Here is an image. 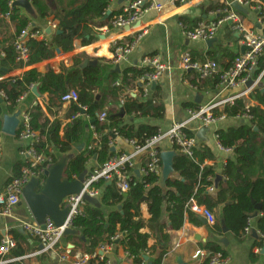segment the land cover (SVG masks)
Masks as SVG:
<instances>
[{"label": "trees", "instance_id": "obj_1", "mask_svg": "<svg viewBox=\"0 0 264 264\" xmlns=\"http://www.w3.org/2000/svg\"><path fill=\"white\" fill-rule=\"evenodd\" d=\"M112 0H30L35 14L42 19H52L57 24L56 33L51 40L39 41L27 39L29 58L26 63L18 61V52L12 39H16L27 28L37 31L32 27L30 18L19 7L11 4L12 0H0V15L9 16L10 23L15 27V34L10 41H0V78L15 70L31 68L21 76L7 78L0 82V91H3L6 99L0 103V136L3 123V104L7 106L10 114L16 112L21 98L32 86L37 87L39 95L49 96L47 112L51 116L57 115L61 110L62 97L70 90L79 91L77 102H71L67 119L70 120L63 128L60 119L53 121L47 117L40 105L30 109V126L33 131L39 132L44 139L38 149L53 158V163L63 156L74 154L65 170V176L69 180H75L84 171H87L88 163L94 160L95 165H103L117 153L113 151L116 138L135 141L138 145L158 134V127L149 124H137L142 118L163 119L165 107L161 103L160 89L155 87L153 100L143 99L142 89L137 80L149 70L147 68L132 67L123 71L122 76L111 73L104 80L109 60H99L97 66L71 69L67 74L57 72L52 66H47L44 80L39 83L41 73L37 68H32L56 57V50L64 54L74 50V40L83 25L101 28H112V21L117 13L106 17ZM132 2L138 0H131ZM264 5V0H260ZM11 4V5H10ZM220 4H213L208 9L214 10ZM181 23L188 25L187 19L181 17ZM7 23L0 21L1 28ZM9 25V24H8ZM59 32V33H58ZM90 40H83V45L88 46L96 41L95 35L90 31ZM234 34L227 31V41L233 40ZM131 39H128L129 42ZM120 44V42H118ZM238 53L230 50L223 52V57L217 52L209 51L207 58L220 62L222 69L228 68ZM102 56V55H100ZM108 57H111V55ZM84 57L83 61L88 60ZM90 60V59H89ZM77 57L73 63H78ZM264 70V56L260 59L257 73ZM190 82L196 85L200 92L205 89H213L218 84L216 80H199L196 75H187ZM120 81V85L116 83ZM139 89L137 98L127 94L123 109L129 120L119 116V101L123 93ZM97 97L99 99L97 100ZM257 105L249 106L241 98L224 105L222 111H215L216 117L224 115L227 119L249 116L245 123H238L220 129L216 132L218 143L224 148H232L234 159H229L227 166L222 171L224 181L218 184L216 199L207 193V188L214 186L216 171L213 168L203 167L205 161L214 160L212 150L200 143V148L195 151L191 159L181 154L176 149L174 158V171L176 176L166 182L167 191L160 186V178L155 176L143 177L141 180L133 178L130 190L126 194H120L115 181L111 184L100 181L95 188L100 190L99 206L86 201L84 213L73 221V229L79 232V244L76 251L85 254L95 253L103 245H125L126 254L134 259L136 264H144V254L149 251L148 241L150 235L143 233L145 228L142 222V204H146L150 215V222L161 220L164 204L167 205L170 230H180L184 224V215L194 216L187 208L189 201L194 198L206 205L210 210L223 205L222 225L234 235L242 236L249 227L251 216L256 213L255 205L260 204V217L256 227L260 233L254 242V248H264V92L260 89L250 97ZM80 106L86 108V114L76 117L80 112ZM112 106V109L109 108ZM192 107V105H191ZM194 107V106H193ZM106 112L107 121L100 122L98 115ZM90 122H92L90 124ZM63 128V136L60 132ZM19 130L17 131V136ZM97 134L99 140L95 138ZM112 143V145H110ZM83 146L78 152L77 147ZM52 150V154H51ZM261 155V159L258 157ZM96 157V159H95ZM24 164H18L15 168L16 177L21 174ZM43 181V182H42ZM45 176H41L42 185ZM42 186L38 188L41 191ZM146 199V200H144ZM106 209H108L106 211ZM109 209L111 211H109ZM165 228L166 225H162ZM219 227V228H218ZM218 231L221 225H216ZM16 247L5 257L8 259L21 258L28 253L30 247L27 238L18 231L14 232ZM119 236L117 240L113 238ZM205 264H209L214 258L220 256L222 261L227 260V253L214 243H208ZM73 254L74 251L71 250ZM256 255L251 253V260L255 261ZM8 264H22V261H13ZM102 264V263H101ZM160 264V260L158 261Z\"/></svg>", "mask_w": 264, "mask_h": 264}, {"label": "crops", "instance_id": "obj_2", "mask_svg": "<svg viewBox=\"0 0 264 264\" xmlns=\"http://www.w3.org/2000/svg\"><path fill=\"white\" fill-rule=\"evenodd\" d=\"M15 1L16 0H12L11 3H14ZM151 1L165 4V7L170 8V5L168 4L171 0ZM225 1L231 0H193L187 4L181 5L177 8L175 7L174 9H169L163 13H157L155 11L146 12L141 18L140 22L136 24L137 26L142 28L144 27L146 29L144 36L138 42L135 50L129 56L119 61V63H115L112 60L113 52L119 44L118 42H128L127 40L132 38L130 37V32L125 29L117 30L107 26L97 28L89 25H83L80 27L79 34L74 40V50L72 52L64 54L61 51L60 55L56 53L55 58L32 68H37L41 73L39 81V83H41L44 80V73L46 72L47 66H52L57 72L62 71L67 74L71 69L77 66L80 67L85 61H83L84 57H88L89 59L97 58L98 61L100 59L109 60L110 64L108 65L104 76V80L107 82V78L112 72L117 73L115 72L116 66L120 67V73L117 74L122 76L123 71L128 68H141V63L145 57L160 56L163 63L171 67L170 71H167L162 75L156 86L160 89L161 103L165 107L164 118H142L136 122L137 124L143 123L156 126L159 130H162V132L168 131L174 123H184L188 120V109L196 110L203 106L225 100L228 97L238 95L246 90L245 87H239L233 90L222 91L221 87L216 85L213 87V89H205L203 92H200L197 86L193 85L187 77V75L192 73L185 74L178 69L180 56L185 51H189L192 55V58L200 62H206L209 60L214 61L213 59L206 57L209 51L217 52V55L220 57H223V52H225V50H230L238 54L245 51V46L240 43L239 36L233 32V27H231L229 24L220 27L215 38L216 41L210 47L207 43H203L202 41H190L186 39L182 33V29L180 27V24H183L180 21L181 17L187 19L188 25H183H185V27L187 26L189 29L196 28L200 23L210 24L217 20V16H214L213 12L216 9L222 7ZM252 1L255 2L258 0ZM131 2V0H124L123 2H120V0H112L109 6V11L112 13H118L124 6ZM213 4H220V6L207 12V9ZM20 9L30 18L32 27H36L37 31L43 35V38H39L38 40H51L53 35L56 33V30L50 26L51 22H53L52 19H42L36 14L29 15L23 8ZM244 14V22L248 29L254 31L257 34L263 35L264 27H260L258 25L256 14L251 10H247V13ZM0 21L7 23L1 28L2 31L0 33V41L5 43L6 41H10L11 37L15 34V27L10 23V19L7 16L0 15ZM228 30H231L234 34L233 40L231 41H227L226 39ZM48 31L51 32L48 33ZM90 31H92L93 35H95L96 41L88 46H84L83 40H90ZM14 41L15 40L12 39L11 43L14 44ZM108 55H111V57H108ZM75 57L78 58V63H73V59ZM217 63L219 64L220 62ZM29 69L31 68L15 70L14 72L0 78V82L10 77L21 76ZM42 69H45V71L43 72ZM138 86L141 88L139 83ZM259 89L264 92V84H261ZM136 90L137 91L134 94L130 93L132 90L129 91L130 95L134 98H137V96L140 94V90ZM252 95L253 94H249L243 97V99L246 101V104L249 106L257 105V103L250 98ZM196 99L200 100V102L197 103ZM70 104L71 103H63L62 108L57 112V115L51 116L47 112V107L49 106V96L46 94L44 96L40 95L38 97L31 90L21 98L18 109L15 113L10 114L7 106L3 104V120L5 115L13 116L17 113H20L19 119L21 120L23 115H25L30 109L36 105H40L50 121L58 118L62 121L64 128L65 125L70 121L66 118L67 114L69 113L71 106ZM118 105L120 114L121 110L123 109L120 101ZM223 107L224 105L220 106L218 111H222ZM109 108L112 109V106H109ZM122 118H124L126 122L129 120L126 114ZM247 119L248 118L244 117L227 119L225 117L223 120L216 121L210 127H207L209 128V132L206 133L204 141L197 137L198 132L202 128L201 123L198 121H193L189 125L190 132L198 139L199 142L195 151L200 148V143H203L209 147L214 154V160H207L202 166V168H213L216 171L217 176L213 180L214 186H211L214 187V190L209 191L210 187L207 188V193L210 194L214 199L217 197L218 184L221 181H224V177L221 173L227 166L228 160L234 159L235 157L233 152H227L220 147L216 132L220 129L237 125L240 122L245 123ZM63 128L60 132L61 136H63ZM22 147V142L19 140L17 135L11 136L4 134L1 130L0 195H3L6 192L8 184L13 178L16 177L14 176L16 166L21 163L24 164V158L21 154ZM157 148L161 150L162 153L172 151L166 141H162L157 146ZM113 149L114 152L117 153L116 155L128 153L133 150L132 146L126 140L120 138H116ZM258 157L261 159V155H258ZM144 160L145 157L140 156L135 162L136 169H134L133 174L138 180H141L142 178L140 170L144 165ZM94 166V160L88 163V173L91 172ZM23 168L24 166L22 169ZM137 171L139 172L138 174L136 173ZM217 177H220L218 183H216ZM160 186L164 191H167L166 184H163V176L160 177ZM194 200H196L200 206L207 208L206 205L197 199ZM21 202L22 204H19L14 209L12 217L7 218L0 215V241L6 236L14 237L13 234L15 231H18L20 234L24 235L25 238H27V242L30 244V247L23 245L28 249V253L24 256L25 258L22 260V264H73L74 256L85 254L81 250L76 251V245L79 244V235L63 237L56 249L43 250V247H41L38 241L29 237L23 230L21 222L34 221V219L28 206L23 201ZM190 205L191 200L187 204V208L193 213L194 216L190 217L185 214L182 228L180 230L174 231L169 229L171 223L169 221V214L167 212L166 204H164L163 207L161 220L158 222H150L148 207L146 204H142L141 211L144 220L143 223L145 225V228L142 230V232L150 235V239L148 241L149 251L144 254V264H158L159 260L160 264H205L207 253L204 248L208 243L219 245V247H221L227 253L228 257L224 264H264V255L262 254L263 249L254 248V242L260 235L256 227L258 218L260 217L259 212L256 218H253L254 215L250 218V232L245 231L242 236L238 237L230 232L221 223L223 219V205L218 206L213 210L209 209L215 216V223L213 225H211L207 220V222L201 221V218H206L203 215L193 212L190 209ZM107 210L108 209H106V211ZM109 211L111 210L109 209ZM163 224L166 225L165 228L161 227ZM216 225H221V232L218 231L219 227L216 228ZM253 230L257 231V238L253 237ZM66 249H69L70 251L73 250L74 253L71 254V257L66 261H60L59 258L65 253ZM125 249V245H113V247L108 249V260H110L112 264H136L134 259L128 257ZM202 252L205 253V256H201ZM252 252L257 257L255 261L251 260Z\"/></svg>", "mask_w": 264, "mask_h": 264}, {"label": "built area", "instance_id": "obj_3", "mask_svg": "<svg viewBox=\"0 0 264 264\" xmlns=\"http://www.w3.org/2000/svg\"><path fill=\"white\" fill-rule=\"evenodd\" d=\"M191 1L193 0H171L168 5L177 8ZM234 3H237L248 11H253L257 16L258 25L264 27V5L260 0L255 2L252 0L225 1L222 7L213 12V15L217 16L216 21L210 24L200 23L196 28L191 29L187 28V26L185 27L183 24H180V27L186 39L207 43L216 38L221 26L229 24L233 27V32L239 36L240 43L245 46V51L239 53L233 61H227L229 66L226 69H221L216 61H196L192 58L189 51H185L180 56L178 69L182 73H192L196 75L199 80L218 79L217 85L221 87L222 91L233 90L239 87H245L246 90L238 95L228 97L225 100L203 106L196 110L188 109L187 114L189 117L186 122L174 123L171 128L165 132L159 130L158 134L148 139L144 145H138L135 141L126 140L133 148L131 152L115 155L103 165H95L82 183L83 188L81 193L64 199L63 206L69 209V214L62 226L57 227L51 219L45 221V228L35 221L21 222L26 234L36 239L43 247V250L56 249L61 239L64 237L65 230L73 229L74 219L84 213V206L86 205L84 196L96 199L100 198V190L95 188V184L100 181L107 183L115 181L119 193L126 194L130 190V185L134 178L133 173L134 169H136V159L140 156L145 157L144 165L140 170L142 178L147 176L160 178L163 170L161 158L162 151L159 150L157 146L162 141H166L172 151L176 152L177 149L181 154L193 159L195 149L198 147L199 142L190 132V123L198 121L201 123L202 127H210L216 121L225 119V116L219 115L216 117L215 115V111L218 110L220 106L241 99L249 94H254L255 90L259 89L261 84H264V70L261 73H257L260 59L264 56V33L262 35L249 30L244 22L245 14L234 8ZM165 6V4H160L151 0H138L127 4L116 14L112 21V28L123 30L125 27H130L128 32H130V37L132 38L129 42H122L117 45L112 56V60L115 63H119V61L129 56L135 50L140 39L144 36L146 29L136 25L140 22L143 15L149 11L160 13ZM7 17L9 16L7 15ZM50 26L54 30L57 28L55 22H51ZM39 38H43V35L39 31H32L31 28H27L15 39L14 47L18 52V61L24 63L28 61L29 48L26 42L27 39ZM141 68H147L149 70L137 80L143 91V99L153 100V85L157 84L162 75L171 70V67L163 63L160 56H149L143 59ZM249 83H251L250 87H248ZM119 85L120 83L117 82L116 86ZM34 87L35 86H32L30 90H33ZM136 91L137 90L134 89L130 93L134 94ZM127 94H129V91L125 92L120 100L122 107L124 106L125 96H127ZM0 98L3 100L6 99L3 91H0ZM78 99L79 91L75 89L67 92V94L62 97V102L65 104L77 102ZM82 110L86 113V108L80 106V112L76 117L83 115L81 113ZM243 117L249 118L247 115ZM98 120L100 122H106V112L99 114ZM18 130V137L23 145L21 154L24 158V168L18 177L10 181L6 192L0 195V215L7 218L12 217L14 209L21 203L25 186L34 178L41 180V176L44 175L45 170L48 166L53 164V158L51 156L39 152L38 149L44 139L40 136L39 132L31 129L30 116L27 113L21 118ZM94 136L99 140L97 134H94ZM110 145H112V143H110ZM220 147L227 152H233L232 148L227 149L221 145ZM52 153L51 150V154ZM213 190L214 187L209 188V191ZM190 209L195 213L203 215L211 225L215 223V216L211 211L200 206L196 200L191 199ZM246 232H250L249 227L246 228ZM118 238L119 236L112 240H117ZM15 247L16 240L13 236H6L0 241V264L22 261L25 258L23 256L18 259H5ZM111 247H113L112 244L103 245L93 254L74 256L73 264H112L107 258L108 249ZM71 254V251L66 249L65 253L60 256V261H66L71 257ZM201 256H205V253L202 252ZM224 263L225 261H222L220 256H217L209 264Z\"/></svg>", "mask_w": 264, "mask_h": 264}, {"label": "water", "instance_id": "obj_4", "mask_svg": "<svg viewBox=\"0 0 264 264\" xmlns=\"http://www.w3.org/2000/svg\"><path fill=\"white\" fill-rule=\"evenodd\" d=\"M124 0H120L123 2ZM13 6L23 8L29 15H35V12L32 8V4L29 0H16L12 3ZM233 7L243 13H247V10L237 3L233 4ZM175 6H170V8L164 7L161 13L168 11L169 9H174ZM112 14L111 11L108 10L106 13V17H109ZM130 27H125V30H129ZM51 31H48L50 33ZM59 33V32H58ZM216 41L213 39L208 41V46H212V44ZM56 53L60 55L61 51L59 49L56 50ZM98 59H90L84 61V63L80 66L81 68H86L88 66H97ZM44 72L45 69H42ZM115 72L120 73V67L116 66ZM157 84L153 85L155 88ZM251 86V83L248 84V87ZM38 97L40 96L38 93L37 87H34L32 90ZM199 98V97H198ZM99 97H97V100ZM196 102L199 103L200 100L196 99ZM0 103H4V100L0 98ZM83 115H85V111H81ZM121 117H124L125 112L122 109L120 114ZM20 113H17L13 116H4L3 120V127L2 133L8 134L11 136H16L18 127L20 124L19 119ZM92 122H90L91 124ZM209 132V128L202 127L197 134V137L204 141L206 133ZM113 138L116 139V136L113 135ZM83 146L77 147L76 150L78 152L82 151ZM114 151V149H113ZM162 163H163V184L167 182L168 179L171 177L176 176V172L174 171V158L176 156V152L168 151L164 152L161 155ZM74 157L73 154L67 155L59 159L58 162L53 163L52 165L48 166V168L44 172L45 181L42 185L40 179H32L24 188L23 190V202L28 206L30 213L34 219V221L45 228L44 223L47 219H51L57 227H60L64 224L65 219L68 217L69 209L63 206L64 199L72 196V195H79L82 191V183L84 182L85 178L88 175V171H84L77 179L69 180L65 176V170L69 161ZM96 159V157H95ZM139 173L138 171L136 172ZM220 180V177H217L216 183ZM111 184V183H108ZM42 186L41 191L38 192V188ZM163 189V188H162ZM84 200L88 202H93L96 206H99V201L96 198H91L89 196H84ZM146 200V199H144ZM22 204V202L20 203ZM256 213L254 214L253 218L258 216V212L261 210V205H255ZM203 222H207L206 219H200ZM144 222V220H142ZM70 235H79V232L74 229H66L64 232V237H68ZM253 237L257 238V231L253 230ZM223 243V241H222ZM225 243V242H224ZM226 244V243H225ZM42 247V246H41ZM262 254L264 255V248L262 250ZM145 259V257H144Z\"/></svg>", "mask_w": 264, "mask_h": 264}]
</instances>
